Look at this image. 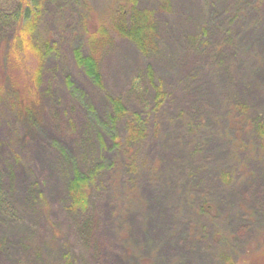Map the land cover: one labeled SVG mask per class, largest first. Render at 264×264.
Listing matches in <instances>:
<instances>
[{"label": "rangeland", "instance_id": "rangeland-1", "mask_svg": "<svg viewBox=\"0 0 264 264\" xmlns=\"http://www.w3.org/2000/svg\"><path fill=\"white\" fill-rule=\"evenodd\" d=\"M86 1L102 14L116 3ZM171 2L156 11V50L143 55L120 37L107 46L103 88L73 57L83 45L84 1L46 3L35 36L50 37L58 50L44 64L39 101L25 113L10 91L0 102V264H59L66 249L77 264H253L241 255L250 241L264 242V150L252 125L264 118V0ZM4 11L11 9L0 7L3 41L13 28ZM149 64L167 96L149 116L131 174L106 137L107 94L145 110L143 100H153ZM76 164L102 167L81 212L68 207Z\"/></svg>", "mask_w": 264, "mask_h": 264}, {"label": "trees", "instance_id": "trees-1", "mask_svg": "<svg viewBox=\"0 0 264 264\" xmlns=\"http://www.w3.org/2000/svg\"><path fill=\"white\" fill-rule=\"evenodd\" d=\"M83 1L85 12L81 14L78 36L82 39L85 49L83 45L75 46L73 57L76 64L100 88L105 87L100 63L107 46L116 37L127 38L143 55L150 54L159 45L156 11H169L172 8L171 0H159L156 8L141 7L139 0H116L115 6L109 13L102 14L90 2ZM47 2L48 0H0V7L11 9V11H4L5 15L13 19L11 35L5 41L0 38V102L6 95H10L8 92L10 91L19 105L18 109L20 108V111L24 113L39 101L40 90L38 89L43 80L44 64L48 57L58 50L57 43L50 37L35 36L39 32L40 16ZM147 74L151 80L153 100L151 104L146 99L143 100L145 110H130L121 95L107 94L111 110L107 116L106 137L110 138L113 148L124 152L125 166L131 174L138 171L141 157L136 145L145 140L149 134V116L153 109H159L167 96V90L162 82L155 80L151 64L147 66ZM140 80L141 75L138 74L133 78V86L138 85ZM66 81L70 90L77 92L78 89L72 79L68 77ZM35 100L37 101L34 103ZM236 106L246 111L248 105L245 102H237ZM148 107L150 111L147 110ZM118 122H123V135L117 128ZM252 125L264 150V118L256 116ZM100 137L102 146H105V133H101ZM101 168L100 165L97 168L83 170L77 164L73 166L67 185L68 207L71 211L81 212L87 209L92 186L99 179ZM222 177L226 181L230 175L225 171ZM202 206L207 211L211 209L206 202ZM90 225V221H87L86 227L89 228ZM259 244L250 241L246 245L241 255V258L245 257L246 263L252 260L253 264H264L262 260L264 242L257 248ZM222 256L225 259L230 255L223 253ZM59 264H77L71 250L66 249L61 253ZM227 264L238 263L229 258Z\"/></svg>", "mask_w": 264, "mask_h": 264}]
</instances>
